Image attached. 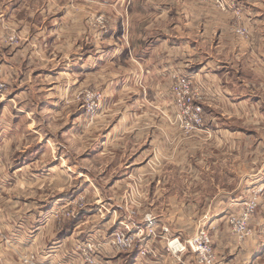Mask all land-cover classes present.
I'll list each match as a JSON object with an SVG mask.
<instances>
[{"label": "rangeland", "instance_id": "374dc122", "mask_svg": "<svg viewBox=\"0 0 264 264\" xmlns=\"http://www.w3.org/2000/svg\"><path fill=\"white\" fill-rule=\"evenodd\" d=\"M114 4L0 0V45L17 51L24 73L13 79L0 66V202L9 213L28 210L37 226L12 240L21 263L75 264L77 244L91 241L94 264H154L161 251L175 264H220L242 249L240 263L264 264V107L226 114L211 98L204 110L206 97L183 72L167 94L146 96ZM63 10L73 13L62 19ZM177 76L188 77V92ZM192 106L201 107L200 125ZM205 122L228 130L214 135ZM46 229L53 238L41 248ZM115 233L133 245L118 248ZM63 239L73 241L69 255L51 244ZM173 239L183 248L173 249ZM250 247L260 254H247Z\"/></svg>", "mask_w": 264, "mask_h": 264}, {"label": "crops", "instance_id": "0c3cea01", "mask_svg": "<svg viewBox=\"0 0 264 264\" xmlns=\"http://www.w3.org/2000/svg\"><path fill=\"white\" fill-rule=\"evenodd\" d=\"M113 2L114 5L118 3L121 8L122 13L117 18H121L122 30L128 35L127 50L138 66V79L143 81L142 87L146 96L153 99L157 94H167L173 74L183 72L192 77L194 84L206 97L200 102L204 110L209 111L207 106L211 105V98L214 99L212 106L224 109L223 113L226 114H241L244 109H248L254 116L260 111L259 108L264 107V0H238L239 14L217 9L212 0ZM79 7L80 12L77 14L75 8L76 17L72 21L76 28L82 25L83 19L82 8ZM70 12L73 13L71 10H63L60 16L62 19L69 18L67 16ZM240 25L246 27L247 36L234 32L233 29ZM136 46L138 49L134 50ZM17 58V51L9 52L8 47L0 45V66L11 68L13 79H21L24 74L16 69ZM7 70L3 68V72ZM253 73L263 75L260 79H252ZM4 75H0L2 81L3 77H7ZM233 83L237 85L236 90ZM248 91L251 92L247 93ZM248 98L252 101L249 105ZM202 129L213 131L217 133L214 135L219 136H223L224 131L228 130L217 122H205ZM194 140L195 143L197 139ZM171 158L179 159V155H171ZM0 166H3L1 160ZM5 173V169L0 167V189H3L1 182ZM160 182L163 188L166 182ZM4 204L0 202V264H22V246L12 240L27 239L32 229L35 230L37 226L34 221L29 220V214L26 215L28 210L20 213V208H17L9 213L5 211ZM51 232L50 229L47 230L46 240L38 239L41 248L46 242L50 243L48 241L53 238ZM8 240L13 242L11 246ZM72 242L63 239L51 244L58 243L60 253L69 255L72 252ZM160 242L163 244L162 240ZM251 248L247 254H260ZM243 252V249L234 252L232 258H225L222 254L220 264H242L239 257L243 256ZM74 256L75 264H83L79 254L74 252ZM110 257L111 255L103 254L101 258ZM154 264L175 263L169 254L161 251Z\"/></svg>", "mask_w": 264, "mask_h": 264}, {"label": "built area", "instance_id": "2783aa9c", "mask_svg": "<svg viewBox=\"0 0 264 264\" xmlns=\"http://www.w3.org/2000/svg\"><path fill=\"white\" fill-rule=\"evenodd\" d=\"M215 3L217 4V7H219L223 11H232L235 12L236 14H239V7H238V0H214ZM234 32L237 35L240 36H247L248 31L246 28L236 26L234 29ZM177 81L179 85H181L182 88L185 89L186 92L190 90V80L188 77L185 76H177ZM192 111V122L194 125H200L202 121L201 117V107L200 106H192L191 108ZM151 222V221H150ZM242 224V223H241ZM243 225V224H242ZM125 226V225H124ZM127 226V225H126ZM205 237V236H204ZM113 242L115 245H117L118 248L120 249H126L127 247H131L134 242V238H128L126 237L123 233H115L113 235ZM206 238V237H205ZM207 240V238L205 239ZM171 246L173 249H178V248H183V246L176 240L173 239L171 241ZM76 249L81 252V257L83 263H88V264H94V243L91 241H87L85 243L77 244ZM209 253V251H207ZM210 258V255H208ZM66 257H63V259L58 260V264H70V261H66ZM210 261V260H209ZM27 262L30 264H40L39 262L33 260V259H27Z\"/></svg>", "mask_w": 264, "mask_h": 264}, {"label": "trees", "instance_id": "16d2710c", "mask_svg": "<svg viewBox=\"0 0 264 264\" xmlns=\"http://www.w3.org/2000/svg\"><path fill=\"white\" fill-rule=\"evenodd\" d=\"M66 232V231H65Z\"/></svg>", "mask_w": 264, "mask_h": 264}]
</instances>
